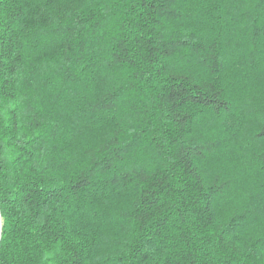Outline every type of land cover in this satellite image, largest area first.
Wrapping results in <instances>:
<instances>
[{"label":"trees","instance_id":"trees-1","mask_svg":"<svg viewBox=\"0 0 264 264\" xmlns=\"http://www.w3.org/2000/svg\"><path fill=\"white\" fill-rule=\"evenodd\" d=\"M0 264H264V0H0Z\"/></svg>","mask_w":264,"mask_h":264},{"label":"water","instance_id":"water-1","mask_svg":"<svg viewBox=\"0 0 264 264\" xmlns=\"http://www.w3.org/2000/svg\"><path fill=\"white\" fill-rule=\"evenodd\" d=\"M2 230H3V220H2L1 211H0V241L2 237Z\"/></svg>","mask_w":264,"mask_h":264}]
</instances>
